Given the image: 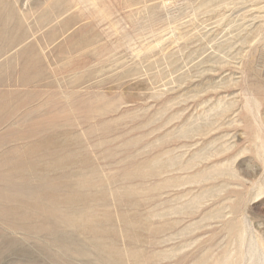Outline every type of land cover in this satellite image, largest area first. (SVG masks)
Masks as SVG:
<instances>
[{
	"label": "rangeland",
	"instance_id": "1",
	"mask_svg": "<svg viewBox=\"0 0 264 264\" xmlns=\"http://www.w3.org/2000/svg\"><path fill=\"white\" fill-rule=\"evenodd\" d=\"M0 264H264V0H0Z\"/></svg>",
	"mask_w": 264,
	"mask_h": 264
}]
</instances>
